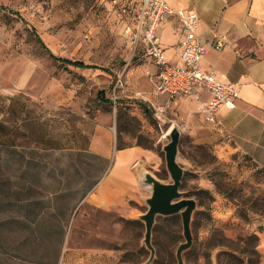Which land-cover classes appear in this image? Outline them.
I'll return each mask as SVG.
<instances>
[{
	"label": "rangeland",
	"instance_id": "obj_1",
	"mask_svg": "<svg viewBox=\"0 0 264 264\" xmlns=\"http://www.w3.org/2000/svg\"><path fill=\"white\" fill-rule=\"evenodd\" d=\"M139 2L0 0V264H146L140 162L132 197L101 208L85 196L118 148L134 145L160 157L144 167L170 182L162 134L171 126L181 132V190L196 200L184 264H264V170L245 156L219 159L180 104L158 124L151 66L126 42ZM38 37L56 57L95 67L55 60ZM20 182L29 201L15 200ZM183 240L180 214L158 216L149 264H177Z\"/></svg>",
	"mask_w": 264,
	"mask_h": 264
},
{
	"label": "crops",
	"instance_id": "obj_2",
	"mask_svg": "<svg viewBox=\"0 0 264 264\" xmlns=\"http://www.w3.org/2000/svg\"><path fill=\"white\" fill-rule=\"evenodd\" d=\"M165 1L175 9H193L199 14L204 41L213 42L220 38L225 42L220 49L208 46L201 65L217 72L224 81L238 84L235 106L220 108L217 124L207 122L200 112L208 97L206 93L198 102L189 99L174 101L167 114L180 104L184 111L190 110L189 122L202 120L200 125L206 133L198 141L210 145L219 159L228 161L235 155L245 156L264 170V0ZM181 35V25L175 16L169 17L159 30L160 42L172 62L179 60ZM150 66L148 78L152 99H149L154 106H160L167 98L156 92L155 78L150 77L154 66ZM136 162H140L144 175L147 171L144 166L156 167L160 157L137 145L118 149L109 175L97 184L95 190L84 195L86 201L104 208L119 203L126 196L132 197L139 171V168L134 170Z\"/></svg>",
	"mask_w": 264,
	"mask_h": 264
},
{
	"label": "built area",
	"instance_id": "obj_3",
	"mask_svg": "<svg viewBox=\"0 0 264 264\" xmlns=\"http://www.w3.org/2000/svg\"><path fill=\"white\" fill-rule=\"evenodd\" d=\"M171 16L179 20L182 30L177 62L167 58L166 49L159 38L162 24ZM200 24L201 18L193 9H175L165 0H140L134 23L126 32V42L133 55L139 53L154 66L150 77L155 78L156 92L166 95L163 105L154 106L160 126L167 119L170 105L178 99L198 102L202 94L206 93L208 97L202 103L200 112L207 122L214 124L218 123L220 108L235 106L238 84L224 81L217 72L201 65L208 46L220 49L225 46V42L220 38H215L213 42L204 41ZM165 132L162 134L163 138H167L170 133Z\"/></svg>",
	"mask_w": 264,
	"mask_h": 264
},
{
	"label": "water",
	"instance_id": "obj_4",
	"mask_svg": "<svg viewBox=\"0 0 264 264\" xmlns=\"http://www.w3.org/2000/svg\"><path fill=\"white\" fill-rule=\"evenodd\" d=\"M181 132L172 128L169 141L163 146L165 166L171 178L170 182H163L152 173L145 172L144 183L149 187L150 193L145 199L147 210L139 216L144 222V244L150 250L149 264L154 258L155 249L151 242L152 229L158 216L180 214L182 221V234L184 240L176 249L177 264H184L183 253L191 247L192 232L191 219L196 208V200L184 195L181 190V179L184 168L177 160Z\"/></svg>",
	"mask_w": 264,
	"mask_h": 264
},
{
	"label": "trees",
	"instance_id": "obj_5",
	"mask_svg": "<svg viewBox=\"0 0 264 264\" xmlns=\"http://www.w3.org/2000/svg\"><path fill=\"white\" fill-rule=\"evenodd\" d=\"M38 41L41 43V45L45 48V50L47 51V53L49 54V56H51L52 58H54L55 60L57 61H60L61 63L63 64H68V65H72V66H75V67H81V68H91V67H95L93 65H90V64H86V63H83V62H80V61H76V60H69V59H63V58H58L56 57L47 47L46 45L42 42V40L38 37ZM101 100L104 101V102H108V100L106 98H104L103 96H101ZM0 131H2V134L0 136H3L4 139L6 137L5 135V129H4V126L0 123ZM3 145H5V140L3 142H1ZM118 149H122V148H118ZM4 169H5V166L4 165H0V172H4ZM24 173L22 172L21 173V176L20 178L23 179ZM18 189V190H17ZM15 191H16V198L15 200L18 201V202H23L25 201V199H28L27 197L24 198V197H21L20 194L22 193L21 191L23 190V186L21 185V182L19 184V187L17 188ZM86 194V193H85ZM30 199L26 200V201H29ZM32 205H33V210L34 213H35V216H38L39 214V209L36 210L38 208V202H37V198H34L32 199Z\"/></svg>",
	"mask_w": 264,
	"mask_h": 264
},
{
	"label": "bare ground",
	"instance_id": "obj_6",
	"mask_svg": "<svg viewBox=\"0 0 264 264\" xmlns=\"http://www.w3.org/2000/svg\"><path fill=\"white\" fill-rule=\"evenodd\" d=\"M172 128H173V126L169 127V128L167 129V131L165 132V134L171 132Z\"/></svg>",
	"mask_w": 264,
	"mask_h": 264
}]
</instances>
